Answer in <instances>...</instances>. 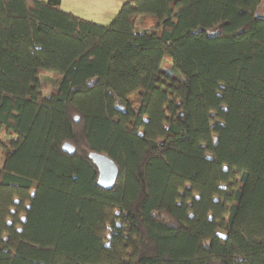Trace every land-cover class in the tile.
<instances>
[{"label": "trees", "instance_id": "16d2710c", "mask_svg": "<svg viewBox=\"0 0 264 264\" xmlns=\"http://www.w3.org/2000/svg\"><path fill=\"white\" fill-rule=\"evenodd\" d=\"M4 128L0 264H264V0H0Z\"/></svg>", "mask_w": 264, "mask_h": 264}, {"label": "crops", "instance_id": "0c3cea01", "mask_svg": "<svg viewBox=\"0 0 264 264\" xmlns=\"http://www.w3.org/2000/svg\"><path fill=\"white\" fill-rule=\"evenodd\" d=\"M128 0H61V8L82 18L107 25Z\"/></svg>", "mask_w": 264, "mask_h": 264}, {"label": "water", "instance_id": "95a60500", "mask_svg": "<svg viewBox=\"0 0 264 264\" xmlns=\"http://www.w3.org/2000/svg\"><path fill=\"white\" fill-rule=\"evenodd\" d=\"M62 148L64 151L71 154L76 151V148L69 142H65ZM90 157L99 170L98 184L104 188L111 187L116 182L119 175L118 165L106 154L92 152L90 153Z\"/></svg>", "mask_w": 264, "mask_h": 264}, {"label": "rangeland", "instance_id": "374dc122", "mask_svg": "<svg viewBox=\"0 0 264 264\" xmlns=\"http://www.w3.org/2000/svg\"><path fill=\"white\" fill-rule=\"evenodd\" d=\"M59 77L57 74H54L50 71L46 72L42 76V81L44 82L43 89L45 93H49L55 88ZM137 94L132 95L129 100L137 106L136 103ZM13 138V133L9 128H4L3 131L0 133V166L3 165L5 159L6 149L8 148L9 140ZM218 233L221 235H226V231L224 229H218Z\"/></svg>", "mask_w": 264, "mask_h": 264}]
</instances>
